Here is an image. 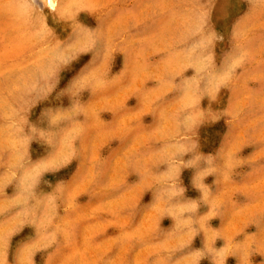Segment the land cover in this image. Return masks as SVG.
Listing matches in <instances>:
<instances>
[{"label":"rangeland","instance_id":"374dc122","mask_svg":"<svg viewBox=\"0 0 264 264\" xmlns=\"http://www.w3.org/2000/svg\"><path fill=\"white\" fill-rule=\"evenodd\" d=\"M0 264H264V0H0Z\"/></svg>","mask_w":264,"mask_h":264}]
</instances>
